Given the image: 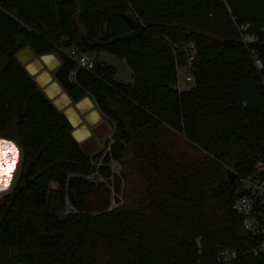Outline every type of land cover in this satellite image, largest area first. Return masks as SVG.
<instances>
[{"label":"trees","instance_id":"16d2710c","mask_svg":"<svg viewBox=\"0 0 264 264\" xmlns=\"http://www.w3.org/2000/svg\"><path fill=\"white\" fill-rule=\"evenodd\" d=\"M234 23L264 25V0H0V138L18 144L23 170L0 206V264H216L218 249L235 250L234 264H264L247 253L254 242L232 211L233 175L264 161V89ZM179 42L196 51L193 86L180 93L175 62L183 64L172 56L182 55ZM71 47L124 61L131 81L97 62L70 82ZM24 48L56 56L52 79L73 103L95 101L113 129L108 151L82 150L17 60ZM254 48L264 58V35ZM15 112L19 140L10 127ZM162 130L203 153L200 166L173 157ZM127 151L146 185L141 207L93 210L89 197L105 189L86 178L112 179L118 194L109 164Z\"/></svg>","mask_w":264,"mask_h":264},{"label":"rangeland","instance_id":"374dc122","mask_svg":"<svg viewBox=\"0 0 264 264\" xmlns=\"http://www.w3.org/2000/svg\"><path fill=\"white\" fill-rule=\"evenodd\" d=\"M128 15L133 16L135 20L137 19V16L133 12L129 11ZM177 44L179 45V48L182 47L185 49L191 43L179 42ZM169 45L172 47L171 44ZM94 54H97V62L112 66L116 70L115 79L117 81H120L122 83H128L130 81L131 73L122 60L108 55L107 53L100 52ZM172 56L175 58V61H181L183 65H179L178 63L177 64L184 74H191L188 68L189 60L185 53L182 52L181 56H177L176 54ZM106 125L107 123L105 124V127ZM93 132L94 138L88 142L80 144L81 148L89 156H95L99 153L104 154L106 151H108L107 144L105 143L107 140H105V137H107L108 134H111L113 132V129L110 126H108V128H102L101 126H99L95 130H93ZM162 141L167 151L173 157L183 161L193 168H198L205 159L203 153L194 149L182 136L176 133L162 130ZM9 143L14 145L17 151V155L12 170L11 187L10 190L5 191L3 194H0V206H6L8 202L7 197L11 195V193H13V191L22 184V182L20 181V177L23 173V170L21 169L22 151L18 144H16L14 141H9ZM100 163L101 159H99L95 164V168L100 167ZM109 168L111 170V173L113 175H116L120 179L121 183L119 187V193L116 194L112 190V179L102 180L101 178L95 176H88L86 179L93 181V185L95 186V188L97 183H102L104 185V189L108 191L105 192V190H102V192H95L89 197V201L92 203L93 210H96L98 207L101 208L102 203H105L108 211L113 209H139L141 207V203L144 201L146 185L139 177L134 165L131 162V154L127 151L119 161L111 162ZM230 174L232 173L229 172L228 175ZM50 187L52 189H55V185H50ZM68 209L69 211L71 210V206H69V204Z\"/></svg>","mask_w":264,"mask_h":264},{"label":"built area","instance_id":"2783aa9c","mask_svg":"<svg viewBox=\"0 0 264 264\" xmlns=\"http://www.w3.org/2000/svg\"><path fill=\"white\" fill-rule=\"evenodd\" d=\"M234 25L240 43L249 50L253 68L259 75L264 89V58L254 48V45L259 41V36L264 35V25L257 26L248 23H234ZM248 37L251 39H247ZM180 50L187 55L188 68H190L196 54L194 44L191 43L185 49L181 47ZM66 55L75 65L74 71L68 77L69 81L73 83H75L77 70L91 71L97 63V54H85L74 47H71ZM82 56L89 57V63L92 64L91 68L80 64ZM192 86V75L184 74L175 62L174 89L180 93L189 90ZM109 141L112 142L111 135ZM233 177L236 184V196L232 204V211L240 220L243 235L254 242V246L247 253L255 258L264 256V161H256L248 175H233ZM67 213H69V209H66L65 214ZM197 248L200 250L198 241ZM238 257L239 254L233 249H218L214 261L216 264H234Z\"/></svg>","mask_w":264,"mask_h":264},{"label":"clouds","instance_id":"9594fccd","mask_svg":"<svg viewBox=\"0 0 264 264\" xmlns=\"http://www.w3.org/2000/svg\"><path fill=\"white\" fill-rule=\"evenodd\" d=\"M247 39H251V37H248ZM40 59L45 64L52 63L54 67L59 66V61L57 60L56 56L53 53L41 54ZM80 64L82 66L86 65L88 68L92 67V64L89 63V57H86V56L81 57ZM25 71L27 72L30 78H34V82H38L40 80L47 81L51 79L48 73L38 76L36 73V70L30 65L25 68ZM53 90H56V91L60 90L58 83H52L51 88L44 91V95L50 101L52 100V97H53ZM63 99L67 100L68 96L65 94L63 96ZM83 105H88L90 108H95V101L90 100L88 96L85 95L82 98L81 102L77 105V107H82ZM68 119H69V123L71 124L73 128L71 135L78 143L83 142L84 140L92 136L91 129H88L85 131L76 130L77 125L75 121L71 120V118H68ZM101 122H102V115L100 114V112L98 110L92 111L91 120H90V123L92 124V126L94 127L95 125ZM12 145L13 144L7 142L6 139L0 138V163H2L5 160L9 162L15 161L17 151H16V148L13 149ZM9 175H10V179H9ZM11 181H12V172L9 174H5L2 170H0V194H3L5 191L10 190Z\"/></svg>","mask_w":264,"mask_h":264},{"label":"crops","instance_id":"0c3cea01","mask_svg":"<svg viewBox=\"0 0 264 264\" xmlns=\"http://www.w3.org/2000/svg\"><path fill=\"white\" fill-rule=\"evenodd\" d=\"M16 58L20 62V64H22L25 68L27 66H29V65L32 66V67H35L36 68V73H37L38 76L44 75L45 73H48V75L51 77L50 80H47L43 85L40 84L39 82H36V84L43 90V92L45 90H47V89H50L52 83H56L52 79V72L57 67H54L52 63L45 64L40 59V57H36L29 48H24L23 50H21L17 54ZM123 63H124V61H123ZM130 81H131V79H130ZM64 95L65 94L62 92L61 88H60L59 92L56 91L55 93H53V97H52V100H51L52 104L55 105V107H60L61 108V111L63 112L64 116L66 117V119L68 121H69V119L65 115L66 112L69 111V110H71L73 112V114L77 118V122H76L77 129L76 130H78V129L81 130V129L84 128V131L88 130V129H91V131H92V136L87 138L83 142H79V144H83L85 142H88V141L92 140L94 138L93 137L94 136L93 135L94 134L93 130H95L97 127L101 126L102 128H106V127L108 128V126H110L109 124H107L106 127H105L106 123H105L104 118L102 117V122L98 123L97 125H95L93 127L92 124L90 123V120H88V117L91 115L92 111L97 110L96 106H95V108H90L88 105H83L82 107H77V105L81 102V100L76 102V103H73L69 98L67 100L61 101ZM106 132H108V131H106ZM112 133L108 134V136L105 137V140H107L105 142L106 144L108 142V137L110 135H112ZM109 145H110V143H109ZM109 145L107 147H109Z\"/></svg>","mask_w":264,"mask_h":264},{"label":"water","instance_id":"95a60500","mask_svg":"<svg viewBox=\"0 0 264 264\" xmlns=\"http://www.w3.org/2000/svg\"><path fill=\"white\" fill-rule=\"evenodd\" d=\"M127 22L129 23L130 20L127 19ZM59 111H61V108L60 107H56ZM21 120V115L18 113V112H15L12 116V121H11V124H10V127H11V130L13 132V135L15 137L16 140H19V134H18V124ZM231 180L233 181V178H231ZM23 181H24V186H27L28 185V180H27V172L23 175ZM21 190V188L19 189ZM14 197H15V193L12 194V198H11V201L13 202L14 200Z\"/></svg>","mask_w":264,"mask_h":264},{"label":"snow or ice","instance_id":"6c2138e0","mask_svg":"<svg viewBox=\"0 0 264 264\" xmlns=\"http://www.w3.org/2000/svg\"><path fill=\"white\" fill-rule=\"evenodd\" d=\"M13 149H15L14 145H12ZM15 161H3L2 163H0V170H2L5 174H9L12 172L13 167H14ZM9 179H10V175H9Z\"/></svg>","mask_w":264,"mask_h":264},{"label":"bare ground","instance_id":"6f19581e","mask_svg":"<svg viewBox=\"0 0 264 264\" xmlns=\"http://www.w3.org/2000/svg\"><path fill=\"white\" fill-rule=\"evenodd\" d=\"M32 67V66H31ZM35 70H36V68L35 67H33ZM40 84H44L46 81L45 80H40V81H38ZM56 92V90H53V93H55ZM59 92V91H58ZM63 100H65V99H63L62 98V100L61 101H63ZM82 109V108H81ZM66 116H67V118H71V120H73V121H75V123L77 122V118H76V116L73 114V112L71 111V110H69V111H67L66 112V114H65ZM88 120H91V115L88 117ZM83 128V127H82ZM79 130V129H78ZM80 131H84V128L83 129H81Z\"/></svg>","mask_w":264,"mask_h":264}]
</instances>
